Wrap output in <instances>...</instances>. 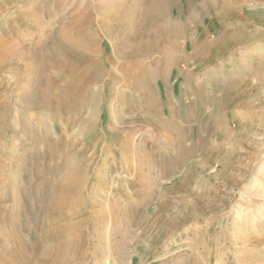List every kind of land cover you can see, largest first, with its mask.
<instances>
[{
    "label": "rangeland",
    "instance_id": "obj_1",
    "mask_svg": "<svg viewBox=\"0 0 264 264\" xmlns=\"http://www.w3.org/2000/svg\"><path fill=\"white\" fill-rule=\"evenodd\" d=\"M35 1L0 0V33L16 31L13 51L19 47L16 51L28 53L36 40L37 35L18 19L19 12L32 10ZM114 1L123 0H67L70 5L65 11L79 4L110 11ZM128 1L130 31L136 40L143 34L148 41L166 30L178 46V59L168 66L159 49L134 60L150 71L164 70V85L157 80L150 97L163 107L160 115L168 116L166 107L174 109L181 144L186 154L191 153L179 168L169 171L177 148L168 143L171 136L137 121L131 129L132 146H143V155L152 152L149 168L137 177V168L130 170L110 160L106 163L116 169L105 170L99 162L100 149L118 133L108 129L110 94L108 87L107 94L101 90L98 125L81 139L94 160L85 162L80 219L85 221L83 233L99 227L103 234H92L83 243L82 260L53 262L51 257L36 263L41 251L57 241L45 239L47 218L40 208L44 192L38 187L36 167L41 163L34 158L30 136L13 108L18 105L15 91L23 75L15 67L0 71V101L9 99L13 108L0 133V196L5 210L1 246L7 264H264V0ZM46 3L57 21L55 3ZM57 26V22L47 26L45 35ZM99 38L101 60L108 70L110 44L101 34ZM108 83L105 78L104 84ZM24 88L31 90L32 81ZM14 130L17 135L12 138ZM59 174L47 175L45 180L54 184L50 181L55 182ZM96 174L105 181L98 183ZM101 211L104 222L98 224L95 218ZM54 216H48L49 221Z\"/></svg>",
    "mask_w": 264,
    "mask_h": 264
},
{
    "label": "bare ground",
    "instance_id": "obj_2",
    "mask_svg": "<svg viewBox=\"0 0 264 264\" xmlns=\"http://www.w3.org/2000/svg\"><path fill=\"white\" fill-rule=\"evenodd\" d=\"M72 1L76 3L77 0ZM127 1L117 2L118 4L114 1L115 3L110 5V11L101 6H96L93 9L87 4H79L72 10L65 11L70 2L53 0L56 6L55 12L59 16L57 21L51 17L52 7L46 3L47 0L35 1L32 10L26 12L23 10L18 14L23 28L32 30L37 35L36 40L33 39L35 41L28 53H24V46L23 52L16 51L19 47L13 51L12 48L15 46L12 39L17 37L15 30L11 35H8L5 30L0 33V71L4 69L9 71L10 68L15 67L23 75V80H20L19 85L17 84L15 91V101L18 105H13V108L19 116L21 115L19 118H21L20 121L26 136L28 134L30 136L34 158L41 163L36 167L37 173L40 174L38 187L43 188L44 192L40 208L44 218H47L44 222L47 228L45 239L57 241L56 244L41 251L35 259L36 263H41L51 257L53 262L82 260L85 256L83 243L87 242L92 234H103L99 227L93 229L89 234L83 233L81 230L85 226V221L80 219L84 208L81 207L83 203L81 192L84 189L88 171V165H85V162L94 160V154H87L88 149L81 139L86 133L90 135L95 131L101 90L106 93L105 88L108 87L110 94L107 104L110 111L108 129L110 132L118 133V137L112 143L102 146L100 149L99 162H102L101 166L105 170L112 172L116 169V166L106 163L110 160L127 165L130 170L137 168V177H141L143 171L149 168L148 162H150V157H153L152 152L143 155L140 154L143 146L141 148L132 146L131 129L137 121L141 122L144 127H149V130L171 136L168 143L172 146L176 145L177 148L172 152L174 163L168 168L169 171L179 168L184 157L191 153L188 151L186 154L181 144L182 133L180 134L181 130L176 124L174 109L171 106L166 107L165 111L168 116L160 115V110L163 107L158 106L157 100L150 97L155 92L153 89L155 82L161 80V84L164 83V70H158V73L150 71L144 64L134 60L141 53L159 49L161 59L166 60L165 63L168 66L178 59L176 54L178 46L169 40L170 34L166 30L160 32L157 37H151L148 41L143 40V34L136 40V34L130 31L132 7L127 4ZM93 12L95 16H93ZM46 17L51 19L43 22L41 18ZM55 22L58 26L45 35V31H48L46 27H50ZM143 24L147 26V23ZM115 28H117L116 33H114ZM99 34L110 44L111 53L107 60L108 70H105V62L101 60ZM22 41L23 39L21 42L19 41L20 44L24 42ZM23 45L25 44L23 43ZM105 78L107 81L109 80L107 86L104 84ZM30 81H32L33 88L25 91L24 86ZM11 108L12 102L9 99L0 101V133L5 127L4 123L7 122ZM135 115H138L137 118ZM6 129L12 130L13 128L7 126ZM10 135L15 138L17 134L14 130ZM46 162H61L62 164L50 167ZM76 162L80 163L76 164ZM1 166L0 164V168ZM14 173L16 174V172ZM56 173H60L59 177L55 182L50 181L54 184H49L45 177ZM97 176L98 183L105 181V177ZM1 197L0 264H7L5 260L7 253L5 254V249L1 246L3 244L1 236L4 234L1 229L5 222V210H3L4 204ZM91 204H89L90 207ZM103 211L95 218V222L97 221L98 224L104 222ZM50 215H55V219L49 221L48 216ZM100 220L102 221L100 222ZM99 237L97 238L100 239ZM14 254L16 256V253ZM76 254L78 258L74 257Z\"/></svg>",
    "mask_w": 264,
    "mask_h": 264
}]
</instances>
